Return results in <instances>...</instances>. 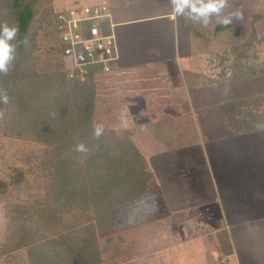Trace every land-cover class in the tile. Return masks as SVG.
<instances>
[{
	"label": "crops",
	"instance_id": "1",
	"mask_svg": "<svg viewBox=\"0 0 264 264\" xmlns=\"http://www.w3.org/2000/svg\"><path fill=\"white\" fill-rule=\"evenodd\" d=\"M82 1L106 3L115 24L117 68L95 78L123 82L140 108L161 103L186 109L188 121H196L186 147L176 130L173 145L167 134L168 140L157 137L169 149H162L163 166L155 156L145 160L147 172L168 168L165 180L173 182L172 189L192 187L199 200L213 199L208 201L217 205L221 224L210 232L217 237L210 247L227 255L228 264H264V130L245 131V121H234L230 110L245 95L264 94V88L246 90L253 78L232 82L234 70L245 77V46L264 40V0H229L225 14L238 11L242 18L225 26L213 17L208 27L174 17L168 0ZM252 32L257 40L250 41ZM108 84L106 92L118 89ZM163 122L175 128L172 119ZM207 214L216 220L212 211Z\"/></svg>",
	"mask_w": 264,
	"mask_h": 264
},
{
	"label": "trees",
	"instance_id": "2",
	"mask_svg": "<svg viewBox=\"0 0 264 264\" xmlns=\"http://www.w3.org/2000/svg\"><path fill=\"white\" fill-rule=\"evenodd\" d=\"M33 19L30 0H0V22L17 23L21 40L28 37ZM253 40L257 38L252 32ZM18 55L14 70L0 79L11 98L9 105H0L6 113L0 134L50 148L46 147L47 154L43 155L41 170L45 171L38 188L45 195L38 202L33 227H18L16 219L23 224L27 219L15 208V226L7 228L8 234L0 242V256L22 250L27 264H103L97 235L107 232L111 210L122 201L135 199L145 188L151 177L145 160L126 132H118L113 123L95 115L94 76L82 81L70 79L62 66L41 73L35 68L32 42L21 44ZM263 65L261 69L246 65L245 77L234 70L232 82L263 74ZM230 110L234 121H245V131L258 130L256 125L264 124V94L235 100ZM94 123H104L105 133L99 140L92 135ZM77 142L89 148L87 154L75 151ZM3 174L0 197L13 180L9 168ZM65 213L87 223L72 229L62 226L60 217Z\"/></svg>",
	"mask_w": 264,
	"mask_h": 264
},
{
	"label": "rangeland",
	"instance_id": "3",
	"mask_svg": "<svg viewBox=\"0 0 264 264\" xmlns=\"http://www.w3.org/2000/svg\"><path fill=\"white\" fill-rule=\"evenodd\" d=\"M30 1L34 19L27 40L29 43L32 42L35 68L41 73L58 70L63 67V62L58 48L55 12L80 3L87 5L92 3L82 0V2L74 1L75 3L73 0ZM246 51L248 59L245 60V67L248 65L261 69L264 64V44L257 41L249 49L245 48ZM98 75H94V83L98 89H96L95 115L98 114L103 121L113 123L118 132H126L133 145L143 157L145 156L146 162L147 159L155 156L163 166L162 157L166 151L163 152L162 149L169 148H167L168 144L157 139L159 135L168 140L164 135L167 134L171 139L168 140L169 143L173 145L176 130L177 136H181L177 141L181 146H187L185 138L191 137L190 131L194 129L196 121L194 123L188 121L190 116L185 115L189 113L186 109L164 108L161 103L156 102L140 108L134 99L138 96L130 95L128 89H125L127 87L123 88V82L118 81L113 84L109 79L106 80V77L97 80ZM251 78L253 81L245 85L246 90L251 89L250 91L256 92L259 88H264V73L259 77ZM107 84L110 90L115 86L118 89H115L114 93L106 92ZM261 95L263 94L255 93L250 96L245 95V98ZM201 97H205V93L201 94ZM169 119L173 120L174 129L169 130L166 123H161ZM46 147L50 148L44 143L3 137L0 134V175L3 176L7 168L13 171L12 182L6 184L8 192L0 197V242L6 233L8 234L7 228L15 226L12 221L17 215L15 208H18L19 214L27 219L24 224L20 219L15 220L20 228L23 225L32 226L37 218L38 202L42 201V195H45L44 190L41 188L40 192L38 187L39 181L43 180L42 173L45 171L41 168H43V155L47 154ZM170 152L174 153L172 150ZM48 154L52 155L53 151ZM150 175L145 188H140L142 192L135 199L122 201L123 204L110 211L105 228L107 232L97 235V246L103 264H228L227 255L210 247L212 240L217 239L214 236L210 237L214 235H210V232L219 230L221 224L217 218V205L208 201L213 199L204 196L199 200L192 187L172 189L173 182L165 180L169 177L168 168L161 173L151 172ZM211 211L215 214L216 220L207 214ZM60 218V224L70 226L71 229L87 223V220H77L76 216L70 213L62 214ZM78 221L81 222L77 223ZM217 224L218 229L215 228ZM164 230L165 233H162ZM170 233H174L175 236L168 237ZM221 237L218 236L220 244L223 242ZM223 245L229 246V243L225 242ZM0 264H27V262L24 252L18 250L0 256Z\"/></svg>",
	"mask_w": 264,
	"mask_h": 264
},
{
	"label": "built area",
	"instance_id": "4",
	"mask_svg": "<svg viewBox=\"0 0 264 264\" xmlns=\"http://www.w3.org/2000/svg\"><path fill=\"white\" fill-rule=\"evenodd\" d=\"M65 76L84 80L117 68L119 51L114 23L104 3L79 4L55 12Z\"/></svg>",
	"mask_w": 264,
	"mask_h": 264
},
{
	"label": "clouds",
	"instance_id": "5",
	"mask_svg": "<svg viewBox=\"0 0 264 264\" xmlns=\"http://www.w3.org/2000/svg\"><path fill=\"white\" fill-rule=\"evenodd\" d=\"M172 14L176 18L191 20L193 23L208 27L213 17L217 19L218 24L229 25L234 19L240 20L241 14L230 12L225 14L229 8V0H168ZM20 28L17 23L7 21L0 22V79L7 76L14 70L15 64L19 59L18 49L21 44L27 46V38L21 40ZM10 95L8 89L0 83V105L10 104ZM6 118V113L0 109V122ZM257 129L264 130V124H257ZM105 133L102 123H94L92 126L93 138L99 140ZM75 151L87 154L89 148L83 142H77Z\"/></svg>",
	"mask_w": 264,
	"mask_h": 264
}]
</instances>
